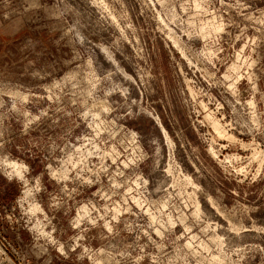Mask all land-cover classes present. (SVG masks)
Wrapping results in <instances>:
<instances>
[{
	"label": "rangeland",
	"instance_id": "374dc122",
	"mask_svg": "<svg viewBox=\"0 0 264 264\" xmlns=\"http://www.w3.org/2000/svg\"><path fill=\"white\" fill-rule=\"evenodd\" d=\"M0 264H264V0H0Z\"/></svg>",
	"mask_w": 264,
	"mask_h": 264
},
{
	"label": "bare ground",
	"instance_id": "6f19581e",
	"mask_svg": "<svg viewBox=\"0 0 264 264\" xmlns=\"http://www.w3.org/2000/svg\"><path fill=\"white\" fill-rule=\"evenodd\" d=\"M215 19V18H214ZM213 22L211 21V23L210 24H212ZM215 23V22H214ZM213 23V24H214ZM214 26V28L213 29H211V28H209V30H211V32H212V30H215V31H218V32H220V31H222V24H215V25H213ZM212 27V26H211ZM209 33V32H208ZM210 34V33H209ZM239 66H237L236 64L235 65H232L231 67H230V70L231 71H234V72H236V74L238 75L239 74V72L237 71V70H239V68H238ZM240 77V76H239ZM225 78H226V80L227 79H229V76L228 75H225ZM239 78H237V80H238ZM230 88H231V90H236V87H235V84H232L231 86H230ZM252 102V101H251ZM250 105V104H249ZM253 105V103H251V105L250 106H252ZM253 109H254V107H253ZM165 133V132H164ZM80 150V149H79ZM12 167H14V171H16V172H19V170H18V166L16 165V163H14V165H12ZM135 200V199H134ZM138 202V201H137ZM81 211H82V213L83 214H86L87 213V209H86V207H82L81 208Z\"/></svg>",
	"mask_w": 264,
	"mask_h": 264
}]
</instances>
